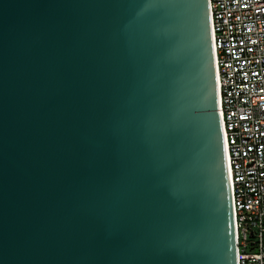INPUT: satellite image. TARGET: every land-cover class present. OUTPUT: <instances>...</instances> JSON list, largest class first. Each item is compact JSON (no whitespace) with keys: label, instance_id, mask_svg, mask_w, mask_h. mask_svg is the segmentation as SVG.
<instances>
[{"label":"water","instance_id":"1","mask_svg":"<svg viewBox=\"0 0 264 264\" xmlns=\"http://www.w3.org/2000/svg\"><path fill=\"white\" fill-rule=\"evenodd\" d=\"M209 0H0V264H238Z\"/></svg>","mask_w":264,"mask_h":264},{"label":"built area","instance_id":"2","mask_svg":"<svg viewBox=\"0 0 264 264\" xmlns=\"http://www.w3.org/2000/svg\"><path fill=\"white\" fill-rule=\"evenodd\" d=\"M238 264H264V0H209Z\"/></svg>","mask_w":264,"mask_h":264},{"label":"bare ground","instance_id":"3","mask_svg":"<svg viewBox=\"0 0 264 264\" xmlns=\"http://www.w3.org/2000/svg\"><path fill=\"white\" fill-rule=\"evenodd\" d=\"M230 176V175H229Z\"/></svg>","mask_w":264,"mask_h":264}]
</instances>
